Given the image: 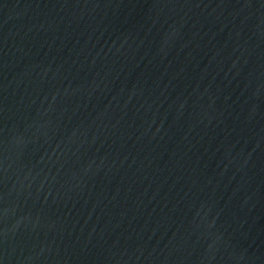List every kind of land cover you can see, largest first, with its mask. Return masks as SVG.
Instances as JSON below:
<instances>
[{
	"label": "water",
	"instance_id": "1",
	"mask_svg": "<svg viewBox=\"0 0 264 264\" xmlns=\"http://www.w3.org/2000/svg\"><path fill=\"white\" fill-rule=\"evenodd\" d=\"M0 264H264V0H0Z\"/></svg>",
	"mask_w": 264,
	"mask_h": 264
}]
</instances>
